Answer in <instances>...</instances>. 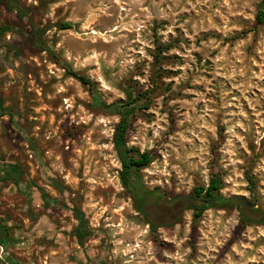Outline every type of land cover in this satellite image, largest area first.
I'll use <instances>...</instances> for the list:
<instances>
[{
    "label": "rangeland",
    "instance_id": "374dc122",
    "mask_svg": "<svg viewBox=\"0 0 264 264\" xmlns=\"http://www.w3.org/2000/svg\"><path fill=\"white\" fill-rule=\"evenodd\" d=\"M261 2L0 5V217L17 236L30 234L33 248L2 253L0 242V264H264V225L244 226L237 210L220 209L195 223L186 200L172 201L213 176L224 196L250 197L249 171L264 211ZM158 44L169 48L160 64ZM66 67L91 79L97 95ZM129 85L151 103L133 118L128 144L152 154L143 184L167 198L145 216L119 177L120 117L101 105L125 101ZM75 209L91 232L82 246ZM26 216L46 219L33 225Z\"/></svg>",
    "mask_w": 264,
    "mask_h": 264
},
{
    "label": "trees",
    "instance_id": "16d2710c",
    "mask_svg": "<svg viewBox=\"0 0 264 264\" xmlns=\"http://www.w3.org/2000/svg\"><path fill=\"white\" fill-rule=\"evenodd\" d=\"M7 3L11 9H20V0H0V5ZM264 21V0H262L259 12L257 15V23L262 24ZM73 27L70 23L60 24V28L63 30L71 29ZM168 47L158 44L157 53L155 59L157 64L163 59V52L168 50ZM67 73L73 78L77 79L82 85L87 88L93 95H97L96 84L73 69L66 67ZM161 67L157 66V71H160ZM125 92L127 99L125 101H119L110 105L101 103L103 109L113 115L120 117L119 123L115 127L113 135V143L117 152L119 161L121 163V171L119 173L120 180L126 190L132 195L133 200L136 203V207L143 216L146 215V207L152 202H162L167 199L163 193L158 190H147L143 184L141 172L148 168L153 162L154 158L150 152H141L139 149L130 147L128 144V132L133 124V118L137 112L141 109H147L150 105V96L148 92H139L136 94L133 91L132 86H126ZM145 100V102H144ZM98 101V100H97ZM0 104V109H2ZM4 114V112H2ZM18 168L15 167L13 174L15 177L13 183H17L21 178V175L17 173ZM245 178L248 183V189L250 197L245 196H231L226 197L222 194L223 180L220 176L212 177L208 185H199L195 187L189 195L185 197H175L173 202L186 200L190 207L189 209L194 211L193 220L198 223L205 211L209 209L220 210H237L240 215V221L244 226L251 224L264 225V211L257 205L255 199V192L257 188V180L251 175L249 171L245 173ZM75 216L78 221V226L74 231V237H76L78 243L82 246L85 241L91 236V232L87 226L84 214L75 209ZM3 218L0 217V242L3 244H14L18 237L16 235V229L12 225L2 226ZM149 223H151L149 221Z\"/></svg>",
    "mask_w": 264,
    "mask_h": 264
},
{
    "label": "crops",
    "instance_id": "0c3cea01",
    "mask_svg": "<svg viewBox=\"0 0 264 264\" xmlns=\"http://www.w3.org/2000/svg\"><path fill=\"white\" fill-rule=\"evenodd\" d=\"M44 219H46V218H42V217H39L38 219H37V221L35 222L34 220H33V218L32 217H30V216H26L25 218H24V220L26 221V223H29V224H33V225H40V224H42L43 223V221H44ZM30 234H27V236H21V235H19V236H17V237H19L18 238V240H16L15 242H14V244H6L5 245V249H3V251H7L8 253L10 252V251H20V253H19V255H21V256H26V255H30V253L31 252H33L32 251V247L31 246H29V244H31L30 242H32V240L29 238V237H31V236H29ZM17 244H19V247H22V248H17L18 247V245ZM28 244V245H27ZM16 248H15V247ZM23 247H25V248H23ZM16 251V252H17ZM18 253V252H17ZM7 254V253H6Z\"/></svg>",
    "mask_w": 264,
    "mask_h": 264
},
{
    "label": "built area",
    "instance_id": "2783aa9c",
    "mask_svg": "<svg viewBox=\"0 0 264 264\" xmlns=\"http://www.w3.org/2000/svg\"><path fill=\"white\" fill-rule=\"evenodd\" d=\"M1 252L4 253L3 248H1Z\"/></svg>",
    "mask_w": 264,
    "mask_h": 264
}]
</instances>
